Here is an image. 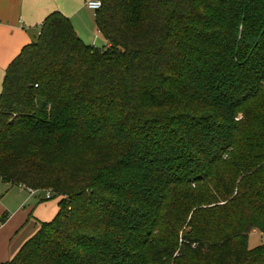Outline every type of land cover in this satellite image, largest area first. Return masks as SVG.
<instances>
[{
  "label": "trees",
  "instance_id": "trees-1",
  "mask_svg": "<svg viewBox=\"0 0 264 264\" xmlns=\"http://www.w3.org/2000/svg\"><path fill=\"white\" fill-rule=\"evenodd\" d=\"M100 1L6 69L0 178L58 211L1 264H264V0Z\"/></svg>",
  "mask_w": 264,
  "mask_h": 264
},
{
  "label": "crops",
  "instance_id": "crops-1",
  "mask_svg": "<svg viewBox=\"0 0 264 264\" xmlns=\"http://www.w3.org/2000/svg\"><path fill=\"white\" fill-rule=\"evenodd\" d=\"M87 1L0 0V93L6 69L22 49L39 35V28L52 12L59 11L68 17L79 37L86 40L89 26L95 24V12L86 6ZM96 36H102L98 30ZM17 190L28 194V198L16 208L9 209L6 202L0 201V219L8 216L5 223L0 224V264L12 260L22 245L36 233L41 222L35 215L36 207L27 208L30 198L39 201L38 195H31L19 188ZM55 209L57 213L58 206ZM30 223L33 224L29 228Z\"/></svg>",
  "mask_w": 264,
  "mask_h": 264
},
{
  "label": "rangeland",
  "instance_id": "rangeland-1",
  "mask_svg": "<svg viewBox=\"0 0 264 264\" xmlns=\"http://www.w3.org/2000/svg\"><path fill=\"white\" fill-rule=\"evenodd\" d=\"M41 28H39L40 31ZM86 40L84 41L88 45H93L95 47H104L105 46V40L102 36H96L97 35V28L95 24L93 26H89L87 32ZM18 188V187H17ZM15 187H11L9 185H5L0 180V201L3 200L8 205L9 209H14L17 206H19L20 202L22 200H25L28 198V194L25 192H20ZM56 206L57 202L56 200H50L41 204H38L34 198H30V200L27 203V208L29 207H36L35 215L38 220L41 222H49L56 216ZM33 223L29 224L32 227ZM27 227V228H28ZM258 245H264V236H262L259 232L252 230L249 235L248 239V247L254 248Z\"/></svg>",
  "mask_w": 264,
  "mask_h": 264
},
{
  "label": "built area",
  "instance_id": "built-area-1",
  "mask_svg": "<svg viewBox=\"0 0 264 264\" xmlns=\"http://www.w3.org/2000/svg\"><path fill=\"white\" fill-rule=\"evenodd\" d=\"M86 6L91 9L92 11L96 12L97 10H99L102 6V3L100 0H89L86 2ZM21 191H26L25 188L23 186L18 187ZM31 195H36L37 192L32 191V190H27ZM46 199H50L51 198V194L50 192L46 193L45 195ZM0 224H2V219H0Z\"/></svg>",
  "mask_w": 264,
  "mask_h": 264
}]
</instances>
